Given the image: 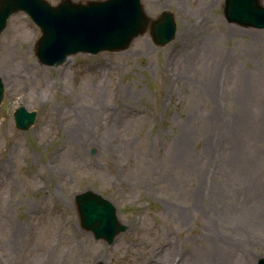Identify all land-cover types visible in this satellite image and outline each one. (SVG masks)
Returning <instances> with one entry per match:
<instances>
[{"label":"rangeland","instance_id":"obj_1","mask_svg":"<svg viewBox=\"0 0 264 264\" xmlns=\"http://www.w3.org/2000/svg\"><path fill=\"white\" fill-rule=\"evenodd\" d=\"M141 2L150 18L173 13L171 41L157 46L148 29L126 49L77 52L57 66L36 55L39 25L24 11L9 17L0 264L264 257V28L229 22L225 0ZM20 105L37 111L26 130L15 125ZM79 116L90 139L61 146ZM88 189L127 226L111 244L81 225L75 197Z\"/></svg>","mask_w":264,"mask_h":264},{"label":"water","instance_id":"obj_2","mask_svg":"<svg viewBox=\"0 0 264 264\" xmlns=\"http://www.w3.org/2000/svg\"><path fill=\"white\" fill-rule=\"evenodd\" d=\"M25 11L40 26L36 54L50 66L66 61L77 52L120 51L129 47L148 28L154 43L163 46L176 34L172 12L164 11L150 18L141 0H89L87 4L61 0L53 5L47 0H0V35L13 13ZM224 14L229 22L264 28V5L261 0H225ZM5 86L0 76V104ZM37 116L24 105L14 111L16 126L28 129ZM81 225L92 231L96 239L112 243L115 236L127 228L120 223L117 208L108 198L92 189L76 195ZM97 264H104L99 262ZM257 264H264L260 257Z\"/></svg>","mask_w":264,"mask_h":264},{"label":"bare ground","instance_id":"obj_3","mask_svg":"<svg viewBox=\"0 0 264 264\" xmlns=\"http://www.w3.org/2000/svg\"><path fill=\"white\" fill-rule=\"evenodd\" d=\"M206 88L209 89L208 85L206 84ZM74 116V114H69L67 118H70ZM79 121L74 124V126L68 131V135L63 139V142L61 143V146L67 144V143H75L78 138L85 140L90 139V123L88 122V119L83 116H79L77 118ZM79 134H86L84 135H79ZM151 260L142 263V264H150Z\"/></svg>","mask_w":264,"mask_h":264}]
</instances>
